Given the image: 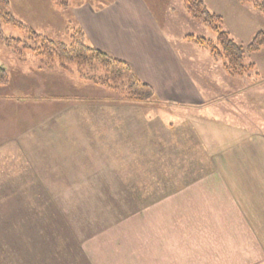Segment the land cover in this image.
I'll list each match as a JSON object with an SVG mask.
<instances>
[{
    "label": "rangeland",
    "instance_id": "1",
    "mask_svg": "<svg viewBox=\"0 0 264 264\" xmlns=\"http://www.w3.org/2000/svg\"><path fill=\"white\" fill-rule=\"evenodd\" d=\"M9 1L27 27L2 23L0 36V264H93L94 240L128 232L136 212L212 172L219 154L264 138V47L246 54L248 74L230 76L185 38H217L185 0L145 1L205 91L201 106L128 100L130 72L114 76L95 58L51 68L36 55L38 37L71 41L75 6L108 0ZM203 1L239 44L264 32V0Z\"/></svg>",
    "mask_w": 264,
    "mask_h": 264
},
{
    "label": "crops",
    "instance_id": "2",
    "mask_svg": "<svg viewBox=\"0 0 264 264\" xmlns=\"http://www.w3.org/2000/svg\"><path fill=\"white\" fill-rule=\"evenodd\" d=\"M73 9L86 43L128 62L158 100L205 104V91L145 0ZM143 211L135 213L128 232H106L92 242L93 264H264V138L250 137L245 147L225 150L212 172Z\"/></svg>",
    "mask_w": 264,
    "mask_h": 264
},
{
    "label": "trees",
    "instance_id": "3",
    "mask_svg": "<svg viewBox=\"0 0 264 264\" xmlns=\"http://www.w3.org/2000/svg\"><path fill=\"white\" fill-rule=\"evenodd\" d=\"M240 2H248L251 0H238ZM187 11L190 16L198 23L208 25L216 34V42L210 41L203 37H196L187 34L185 38L195 45L209 50L211 56L215 60H221L226 72L232 77H240L248 74L253 67V63H246V54L254 53L264 47V32L260 31L253 40L246 46L239 44L226 30L222 29L224 18L220 14L211 12L203 0H185ZM262 12H264V1L255 2ZM10 1L0 0V36L2 35V23H11L26 28L27 26L19 22L10 11ZM40 38L39 46L33 48L36 55L48 67H55V58L63 61L64 59L82 64L86 59L95 58L100 60L104 68L111 72L114 76H123L126 72H130L133 76V83L124 91L125 98L137 102H160L156 98L155 91L147 83L140 81L134 74L130 64L122 59L116 58L111 54L91 46L85 42V33L82 28H77L71 34V41H55L48 38ZM87 51V53H86ZM92 54L93 56H88ZM62 66L65 64L61 63ZM105 76V77H103ZM90 79L89 77H86ZM100 85H113L106 75H98L91 77ZM7 82V76L4 70L0 69V83ZM122 85H125L122 83ZM119 89L121 90L120 86ZM118 89V90H119Z\"/></svg>",
    "mask_w": 264,
    "mask_h": 264
}]
</instances>
